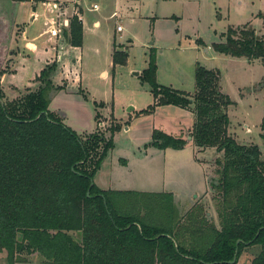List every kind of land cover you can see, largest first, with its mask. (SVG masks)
Returning a JSON list of instances; mask_svg holds the SVG:
<instances>
[{"label": "trees", "instance_id": "obj_1", "mask_svg": "<svg viewBox=\"0 0 264 264\" xmlns=\"http://www.w3.org/2000/svg\"><path fill=\"white\" fill-rule=\"evenodd\" d=\"M257 16L262 32L246 25L229 28L223 41L212 44L214 51L264 63V12ZM81 24L71 17L70 45H81ZM112 62L125 60L114 54ZM3 71L0 50V77ZM155 71L151 53L142 79L150 84L154 104L140 113L155 105L191 107L193 145L219 154L209 184L217 195L218 225L202 205L179 218L176 210L161 214V208L172 210L170 192L99 188L94 177L119 127L105 138L82 137L65 125L49 109L55 88L45 68L36 90L12 100L5 99L0 82V251L6 250L10 264L22 253L55 264H230L235 259L234 264L247 247L256 249L249 264H264V123L262 150L239 144L228 133L232 101L221 90L219 70L196 65L193 95L160 86ZM151 144L182 149L187 139L154 130Z\"/></svg>", "mask_w": 264, "mask_h": 264}, {"label": "rangeland", "instance_id": "obj_2", "mask_svg": "<svg viewBox=\"0 0 264 264\" xmlns=\"http://www.w3.org/2000/svg\"><path fill=\"white\" fill-rule=\"evenodd\" d=\"M50 1L63 8L75 0ZM93 3L98 9H92ZM11 4V0H0L4 70L0 82L5 99L12 100L36 90L40 85L37 76L43 69H49L55 88L49 109L65 125L82 137L99 133L105 138L111 135L113 126L119 127L112 132L114 146L101 164L99 177L115 180L129 189L151 192L176 187L185 194L173 195L172 210L161 208V214L170 215L176 210L179 218L193 206L202 205L207 216L218 225L214 201L217 195L209 184L217 175L215 160L219 154L213 148L200 153L203 182L198 170L193 171L190 146L160 149L151 144L154 130L176 135L175 124L189 120L191 107L183 110L172 104L155 105L152 112L140 113L154 104L150 84L142 79V73L152 53L156 82L193 95L196 65L219 70L221 90L232 101L227 107L228 133L239 144L257 145L262 150L264 63L217 53L212 44L223 41L229 28L239 30L246 25L262 32L257 13L264 12V0H80L82 41L80 46L71 45L77 49H73L77 52L72 55L74 60L70 58L61 65L47 53L40 69L33 67L31 61L40 59L30 57L28 48L19 43L31 4H18L16 16L20 25ZM113 11L117 17L111 15ZM70 23L71 17L67 26L61 27L68 43ZM118 25L122 27L120 32L116 31ZM66 48L68 52L71 50ZM114 54L125 63L114 65ZM190 127L186 126V130ZM183 133L178 136L184 137ZM255 252V247L243 249L234 264H249ZM6 258V250H1L0 264H10ZM15 261L14 264H55L39 254L26 253Z\"/></svg>", "mask_w": 264, "mask_h": 264}, {"label": "crops", "instance_id": "obj_3", "mask_svg": "<svg viewBox=\"0 0 264 264\" xmlns=\"http://www.w3.org/2000/svg\"><path fill=\"white\" fill-rule=\"evenodd\" d=\"M24 2L30 3L32 8L28 11L26 22L24 23L25 25L24 29L22 30V33L20 34L19 43L21 47L28 48L27 51L29 52L27 53L30 54V57L33 55V56H37L40 59V60H31L33 67L39 66V69H40V67H42L45 64L44 58L47 53H50L52 57H54L56 60H58L61 63V65L67 64L70 58L74 60L75 57L72 58V55L77 53L75 52V50L77 49L72 48V46L66 41L63 29H62V32L64 35L63 38L61 37L54 38L50 36V34L48 33V28H49L48 24L50 21L57 20L58 22H62L65 26H67L68 19L72 17L74 14L75 5L73 4V1L70 2V5H64L63 8L61 6L60 10L55 9L53 4H56V2H53L50 0H47L46 2H39V3H33L30 1H24ZM11 3H12L11 5H12L14 18L16 19V23L19 24L17 20V16H16V8L18 4L21 2H13L11 0ZM79 12H80V15L83 12L80 4H79ZM116 13H117L116 11H113L111 15L115 14V17H117ZM59 47H63V50H60ZM66 47H70L71 50L68 52ZM79 48L80 47H78V49ZM73 49L75 50L73 51ZM22 51L23 49L20 50V53L18 54V57L20 58H22L23 56ZM27 59H30V58H27ZM69 63L73 65V62H69ZM104 73L106 74V72ZM13 93H15V91H13ZM54 95L55 93L52 94V99ZM181 109L187 110L184 108H181ZM188 111H190V114H191L189 120L178 121L184 124H178V122L177 124H175V128H176L175 131H177V134L173 136H178L179 133L181 135L182 132H184L183 134L184 136H186V139H187L186 146H190L193 152L192 161H191L193 165V171L198 170L197 175L198 176L200 175L202 181L204 182V169H203L202 163L200 162V158H199V155L202 151H197L191 139L189 138L188 131L186 130L187 129L186 126L189 127L193 120L192 111L191 110H188ZM185 131H187V133H185ZM99 171L100 169L96 172V175L94 177V182L101 189H104V190H107V189L136 190V191L151 192V191H146V190L129 189L128 187H125L115 182V180L110 182L108 181V179L106 180V178L104 177H99L98 176ZM199 171H201V173ZM173 184L174 183H171L170 185H173ZM171 189L172 190L165 191V192H170L175 196L185 194L183 191L179 192V189H177L176 187H172ZM158 192H163V191H158Z\"/></svg>", "mask_w": 264, "mask_h": 264}, {"label": "built area", "instance_id": "obj_4", "mask_svg": "<svg viewBox=\"0 0 264 264\" xmlns=\"http://www.w3.org/2000/svg\"><path fill=\"white\" fill-rule=\"evenodd\" d=\"M79 2L80 0H75L73 2V4L75 5V9H74V14L78 21H80L82 23V18H81V15H80V12H79ZM54 8L57 9V10H60L61 9V6L60 4H53ZM92 9H98V5L96 3H93L92 4ZM113 17H115V14L112 15ZM62 26H64L63 23L61 22H58L57 20H53V21H50L49 24H48V33L50 34V36L54 37V38H63L64 35H63V32H62ZM116 30L117 31H121L122 30V27L120 25H118L116 27ZM60 50H63V47H59Z\"/></svg>", "mask_w": 264, "mask_h": 264}, {"label": "water", "instance_id": "obj_5", "mask_svg": "<svg viewBox=\"0 0 264 264\" xmlns=\"http://www.w3.org/2000/svg\"><path fill=\"white\" fill-rule=\"evenodd\" d=\"M135 74H137V73H135ZM234 261H235V259H233V260H232V261H230L229 263H230V264H232Z\"/></svg>", "mask_w": 264, "mask_h": 264}]
</instances>
